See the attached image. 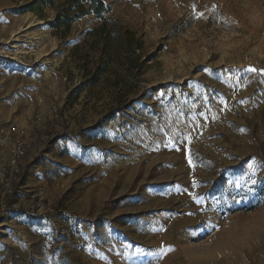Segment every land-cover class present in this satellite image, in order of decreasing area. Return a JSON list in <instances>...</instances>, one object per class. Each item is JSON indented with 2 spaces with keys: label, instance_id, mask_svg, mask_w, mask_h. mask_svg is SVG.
I'll list each match as a JSON object with an SVG mask.
<instances>
[{
  "label": "rangeland",
  "instance_id": "1",
  "mask_svg": "<svg viewBox=\"0 0 264 264\" xmlns=\"http://www.w3.org/2000/svg\"><path fill=\"white\" fill-rule=\"evenodd\" d=\"M31 1L0 0L36 151L0 264H264V0H103L64 35Z\"/></svg>",
  "mask_w": 264,
  "mask_h": 264
},
{
  "label": "built area",
  "instance_id": "2",
  "mask_svg": "<svg viewBox=\"0 0 264 264\" xmlns=\"http://www.w3.org/2000/svg\"><path fill=\"white\" fill-rule=\"evenodd\" d=\"M30 132L29 127L0 116V151L5 153L0 166V216L6 214L7 200L22 178L21 163L29 151Z\"/></svg>",
  "mask_w": 264,
  "mask_h": 264
},
{
  "label": "trees",
  "instance_id": "3",
  "mask_svg": "<svg viewBox=\"0 0 264 264\" xmlns=\"http://www.w3.org/2000/svg\"><path fill=\"white\" fill-rule=\"evenodd\" d=\"M44 7L55 11L53 19L46 22L53 30L54 35L60 33L64 35L69 30L71 24L77 19L85 16L100 18L104 13L109 11V6L103 0H32L27 5L21 7V12H32L37 16H41V10ZM92 34L108 40L111 32L107 29V22H104ZM99 70L101 72V69Z\"/></svg>",
  "mask_w": 264,
  "mask_h": 264
},
{
  "label": "crops",
  "instance_id": "4",
  "mask_svg": "<svg viewBox=\"0 0 264 264\" xmlns=\"http://www.w3.org/2000/svg\"><path fill=\"white\" fill-rule=\"evenodd\" d=\"M4 70V71H3ZM0 73V116H3L9 120L15 121L19 124L25 125V121L21 119L18 114H13L14 111L19 110L21 107L12 101L11 93L13 88L19 85V83H9L7 80V75L4 74L6 69H2ZM15 101V100H14ZM36 155L35 148H33L29 155H27L21 163V166L28 160L32 159ZM5 161V153L0 151V166Z\"/></svg>",
  "mask_w": 264,
  "mask_h": 264
},
{
  "label": "bare ground",
  "instance_id": "5",
  "mask_svg": "<svg viewBox=\"0 0 264 264\" xmlns=\"http://www.w3.org/2000/svg\"><path fill=\"white\" fill-rule=\"evenodd\" d=\"M18 34H19V33H13L9 42H10V43H19L20 41H19L18 36H17ZM19 46H21V45H18V46H16V45H11V46H10L11 48L18 49V51H16L15 53H12V57H10L12 60H16V61H18V62H20V59H21V56H20V55L25 54V52H23V51H22V48L19 47ZM3 53H5V52H3ZM4 57H7V56L4 55ZM178 236L180 237V234H178ZM179 237H178V238H179ZM156 238H157V240L162 239V238H160V237H158V236H156ZM179 239H180V238H179ZM194 263H195V262H194ZM194 263H193V264H194ZM197 263H198V262H197ZM172 264H173V262H172ZM198 264H199V263H198Z\"/></svg>",
  "mask_w": 264,
  "mask_h": 264
},
{
  "label": "snow or ice",
  "instance_id": "6",
  "mask_svg": "<svg viewBox=\"0 0 264 264\" xmlns=\"http://www.w3.org/2000/svg\"><path fill=\"white\" fill-rule=\"evenodd\" d=\"M251 71H255V69H250Z\"/></svg>",
  "mask_w": 264,
  "mask_h": 264
}]
</instances>
